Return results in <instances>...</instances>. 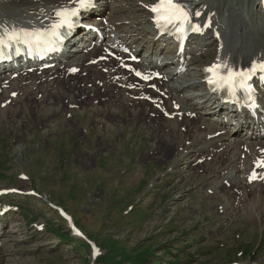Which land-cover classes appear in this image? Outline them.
I'll return each instance as SVG.
<instances>
[{
	"label": "rangeland",
	"instance_id": "1",
	"mask_svg": "<svg viewBox=\"0 0 264 264\" xmlns=\"http://www.w3.org/2000/svg\"><path fill=\"white\" fill-rule=\"evenodd\" d=\"M145 1H128L126 16L145 22L146 8L136 6L143 8ZM223 1L220 14L227 30L229 15L234 13L228 9L231 3L238 12L250 8L252 16L260 15L257 10L263 11L260 17H253L260 25L251 26L249 18L243 15H240L242 18L232 16L231 25L235 22L247 25L238 46L242 44L250 52L259 39L264 47V28L260 22L264 6H257L260 0L256 4L255 0ZM147 24L144 29L148 30ZM252 31L258 38L252 37ZM214 54L206 58L212 60ZM111 70L113 73L106 76L105 85L98 84L96 100L85 98L82 82L89 75L85 76L83 70L73 81L68 79L72 85L81 84L79 88L61 82L58 88L67 96L73 94L75 105L71 98L66 102L58 99L61 92L53 86L41 90V82L29 84L30 96L40 93L33 103H27L30 102L28 84L12 91L0 84V89H4L0 96L6 95L1 100L15 90L20 91L12 100L15 106H3L0 100V188L15 186L22 191L31 188L42 196L15 197L19 202L8 200L21 210L2 219L0 264H230L235 261L264 264V210L247 212L249 206H263L264 185L236 199L233 186L215 191L220 184L213 174L216 167L213 158L207 159L212 165H204L209 170L185 162L186 159L195 162L207 155L205 145L201 156L186 152L185 159L179 162L180 146L188 144L189 139L181 140L183 143H167L159 131H171L182 119H169L162 113L158 118L151 114L152 105L140 102L134 108V115L130 108L124 109L127 116L119 112V103L109 101L111 89L119 88V80L114 79L118 70L112 66ZM47 79L53 82L51 76ZM128 82L134 85L130 77ZM195 90L200 91L201 86ZM55 99L61 105L56 106ZM62 104L73 108L66 107L58 113ZM145 108L146 114H143ZM230 156L231 153L227 154L225 160ZM183 171L185 174H181ZM209 171L213 187L209 183ZM21 172L32 178L21 179ZM207 186L214 190L216 197L208 193ZM244 197H250V203L245 205L242 200L243 206L231 211L235 200ZM48 201L63 206L74 216L99 246V255L94 256L90 245L70 231L64 237L68 230L66 223ZM218 203L221 206L217 207ZM223 203L228 210L222 208ZM41 221L49 225L47 231L36 230L34 224ZM4 232H10V236H1ZM110 246L115 248L113 253H108Z\"/></svg>",
	"mask_w": 264,
	"mask_h": 264
},
{
	"label": "bare ground",
	"instance_id": "2",
	"mask_svg": "<svg viewBox=\"0 0 264 264\" xmlns=\"http://www.w3.org/2000/svg\"><path fill=\"white\" fill-rule=\"evenodd\" d=\"M128 1L95 0V6L90 11L84 12L82 14L85 18L84 23L89 25L102 26L107 34L116 35V38H120L122 42L130 46L134 52L137 51L139 47L145 48V54H148L150 64L156 66V57L160 55L159 52L162 39H156V31L152 26H149L151 29L150 31L144 29V27L148 26L147 22H150L151 13L147 11V8L144 5L143 8L136 5L137 9L146 8V11H143V13L145 14L144 16L146 17L145 22L133 19L132 17H127L124 11H126L125 8ZM192 1L194 5H196L197 10H210L211 13L208 16H210V20H212L211 28L207 30L208 36L203 39L202 43H200V49H198L199 56L193 58L188 62L187 72H184V74L182 75H178L174 73V70L171 69V66L163 67L162 72L164 74V77L168 78V81L163 82L165 90H167L169 93L167 98L163 99L162 96L154 94V92L147 88L145 83L138 82L132 75H130L126 70L122 68V70H118V72L114 75V79L119 80L118 84L128 83V85H131V83H129L128 81H124L121 78L117 77V74H122L125 78L130 77L135 86L134 88L128 87L127 90L119 88L111 89L109 101L113 103H119L120 106L117 107V109L120 110L119 112L125 113V110L130 108L132 115H134V108L140 103H142V105L145 104V106L148 104L146 100H144V96L146 93L152 97L154 94V97L157 98V103L154 104V106H157V104L160 105L161 102L167 105L171 104L180 105L181 107L185 106L187 109L184 111L183 119L185 123L184 125L187 126V132L185 133L181 131V125H179L180 123H176V126L174 125L175 127L171 128V131H169V129H162V131H159L160 137H163L164 140L167 141V143H179L182 142L181 139L183 137L190 136V146L184 144L182 150L185 153H193V155L196 156H201L203 153H205L203 147L204 145H206L208 150L207 155H214L215 157L214 163L216 164V167L213 174L218 180L217 182L220 184L219 187L215 189V191L218 189L226 190L227 188H229L226 183L231 182V186H233L232 189L235 192L233 196L236 199L240 195L244 196L246 194V191H253L255 188L264 185V181H256L254 183H250L248 181L250 171L252 170L255 161H257L258 157L264 156V139L256 140L252 136H245V134L240 131L236 134L228 132L225 135H221L220 133L226 125L225 120L220 116H218L217 120H213L215 116L211 115L212 110H207L206 107H203L200 104L201 102L199 101H203L206 93H202L201 90L197 92L195 91V89L197 86L202 85V79L204 77L203 68L205 66L212 65L215 62L225 63L230 66L238 65L242 62L250 63L254 60L264 61V47L261 45L259 39L254 44L250 52L248 51L246 46L242 44L238 46V40L246 32L247 25L242 26V23L235 22L232 25L233 34H229V30H227L226 28V22L220 14V11H222L219 7L221 4V0ZM258 5L263 7V0H260L257 6ZM64 6L74 7L75 5L71 3V0H0V26H6L9 28L11 26L17 25L16 28H18V25H20L21 23L46 26L49 25L53 19H55L54 10ZM211 6L212 8H210ZM240 15L247 16L243 11L232 14L233 18H238ZM11 19L14 21H12ZM6 22L15 23L14 25H7ZM260 22L262 24V27L264 28V17L260 19ZM238 29L240 30L239 33L237 32ZM218 33H220V36H217ZM228 35L232 36L230 37ZM89 37L91 36L89 35ZM88 43L90 42H88V40L86 41V39H83L81 42L78 41V44L74 45V47L78 48V53H69L66 56H63V61L61 60L60 64L52 69L44 70L41 75H31L21 72L0 75V84L1 86H4L5 83H7L6 81L10 79L9 86L10 90L12 91L27 83H23L24 81H28L29 79H31V83H43L39 86L41 90L46 88L49 89V87L52 86L53 88L59 89L58 85L61 82L68 83L72 87L79 88L81 84L72 85L68 82V79L78 75L73 74L70 69L74 67H80L81 69L85 70V72L87 71L89 75V77L86 79L84 78L85 80L82 82L83 86L86 87H84L83 89L84 95L88 100H94V96H97V98H99L97 95L98 84L100 83L102 85H105V83L108 81L106 76L110 74L112 75L113 73L111 70V65L113 64V62H115L116 64H118V62L107 56L102 47L95 46L93 50L85 51L87 49L86 47L88 46ZM214 43L216 44L214 57L208 64H204L202 61L207 57V52L203 53V47L207 45L213 46ZM106 44H108V42H106ZM167 44L168 46L166 50H163L161 56L163 59H168L170 61V65H174L175 62H173V59L176 49L173 48V45L170 41L167 42ZM221 46L222 49H220ZM196 50L197 49L195 48L194 52ZM101 56H104L106 58V62L99 61V58ZM93 61L96 62H94L93 64H88ZM122 61L127 65H135L137 71H140L146 75L151 76L156 71L154 67L146 65V62L144 61H139L137 63L131 61L130 56L123 55ZM106 66H109V69L108 73L104 74L101 72V68ZM175 68L178 69L179 66L176 64ZM49 76H51L53 82H47V78ZM151 83H155V80ZM89 84H92V87H89ZM28 87V90L27 86L25 87L28 92V101H30L27 103H33L34 99H37V96L40 95V93L35 97L30 96L32 86L28 84ZM59 90L61 92V97L58 99L66 102L67 98H71L70 100L73 104L77 103V101L73 99V97H75L73 94L67 96L65 91L61 89ZM5 96L6 95L3 94V96H0V98H5ZM192 98H194V101H196H190V99ZM58 99H55L56 106H58L59 104L61 105L60 102H57ZM45 100L46 98L43 99V101ZM3 101H5V99L1 100V102ZM138 102L140 103L137 104ZM70 106V104H62V108L56 109L59 113L65 110L66 107L70 108ZM152 108V111L155 112L156 108L153 107V105ZM98 109L101 112L104 111V109L102 108ZM4 110L5 109H2L1 112L4 113ZM142 110L143 114H146V108ZM138 111L139 110L137 109L136 113ZM188 113H190L191 115L196 113V119H191L189 116H187ZM222 147H225L223 148V151H221ZM229 153H231L232 156H230L228 160H225L226 155ZM186 158H189V155H187ZM233 172H236V174L234 176L230 175ZM20 190H22V188ZM263 208L264 199L263 206L261 208L249 206L247 212L252 213L256 209L259 210L258 212H262V210H264Z\"/></svg>",
	"mask_w": 264,
	"mask_h": 264
},
{
	"label": "snow or ice",
	"instance_id": "3",
	"mask_svg": "<svg viewBox=\"0 0 264 264\" xmlns=\"http://www.w3.org/2000/svg\"><path fill=\"white\" fill-rule=\"evenodd\" d=\"M71 3L75 6L55 9V19L47 26L13 27L11 29L0 26V59H10L13 53L19 55L22 51H27L29 55L56 51L65 38V32L70 33L77 26V18L80 16L81 10L87 11L94 6L93 0H71ZM145 7L152 13V21L158 30H162L163 33L172 32L181 40L190 32L201 33L204 28L210 26L207 22L203 25L197 23L196 18L200 17L202 13L188 8L183 0H155V3L145 5ZM117 58L119 59V57ZM132 59L135 60L136 58L132 57ZM122 66L128 67L130 72L144 81L152 78L150 75L143 74L130 66ZM257 68L264 70V63L253 65L247 71H237L225 63H215L206 68L205 72L210 74L207 82L213 86L214 90H226L234 97L242 91L249 99H252L253 89L248 81ZM70 71L76 72L78 69L72 68ZM134 86L128 85V87ZM257 167H264V160L257 162ZM256 176L254 171L250 180Z\"/></svg>",
	"mask_w": 264,
	"mask_h": 264
}]
</instances>
